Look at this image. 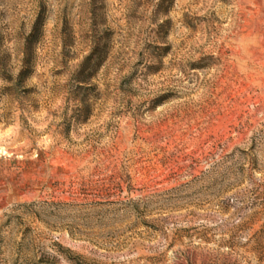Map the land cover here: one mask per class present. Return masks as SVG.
Masks as SVG:
<instances>
[{
	"label": "rangeland",
	"instance_id": "1",
	"mask_svg": "<svg viewBox=\"0 0 264 264\" xmlns=\"http://www.w3.org/2000/svg\"><path fill=\"white\" fill-rule=\"evenodd\" d=\"M0 264H264V0H0Z\"/></svg>",
	"mask_w": 264,
	"mask_h": 264
}]
</instances>
